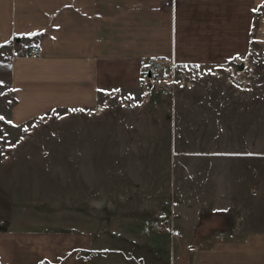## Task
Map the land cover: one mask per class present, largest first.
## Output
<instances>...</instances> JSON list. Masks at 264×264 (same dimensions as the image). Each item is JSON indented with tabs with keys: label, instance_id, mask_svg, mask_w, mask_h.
Instances as JSON below:
<instances>
[{
	"label": "rangeland",
	"instance_id": "374dc122",
	"mask_svg": "<svg viewBox=\"0 0 264 264\" xmlns=\"http://www.w3.org/2000/svg\"><path fill=\"white\" fill-rule=\"evenodd\" d=\"M262 52L18 125L0 58V229L52 234L53 263L198 264L229 245L241 264L251 244L264 264Z\"/></svg>",
	"mask_w": 264,
	"mask_h": 264
},
{
	"label": "crops",
	"instance_id": "0c3cea01",
	"mask_svg": "<svg viewBox=\"0 0 264 264\" xmlns=\"http://www.w3.org/2000/svg\"><path fill=\"white\" fill-rule=\"evenodd\" d=\"M252 45L264 57V0H0V58L8 60L16 125L140 88L145 59L221 66ZM35 48L40 58L28 56ZM28 235L0 229V264H69L68 252L53 263L52 234ZM226 247L195 261L212 264L216 254L217 264H240ZM253 250L239 248L241 264H260Z\"/></svg>",
	"mask_w": 264,
	"mask_h": 264
},
{
	"label": "built area",
	"instance_id": "2783aa9c",
	"mask_svg": "<svg viewBox=\"0 0 264 264\" xmlns=\"http://www.w3.org/2000/svg\"><path fill=\"white\" fill-rule=\"evenodd\" d=\"M31 58L37 59L41 57V51L39 48H36L30 52ZM175 64L171 61L161 60L158 58H148L143 60L141 64L142 68V80L141 83L147 87L149 84H154L157 81L170 80L164 76V71L166 68H172ZM103 106H97L96 110L100 111ZM102 110V109H101Z\"/></svg>",
	"mask_w": 264,
	"mask_h": 264
},
{
	"label": "water",
	"instance_id": "95a60500",
	"mask_svg": "<svg viewBox=\"0 0 264 264\" xmlns=\"http://www.w3.org/2000/svg\"><path fill=\"white\" fill-rule=\"evenodd\" d=\"M245 68V64H239V69L243 70Z\"/></svg>",
	"mask_w": 264,
	"mask_h": 264
},
{
	"label": "snow or ice",
	"instance_id": "6c2138e0",
	"mask_svg": "<svg viewBox=\"0 0 264 264\" xmlns=\"http://www.w3.org/2000/svg\"><path fill=\"white\" fill-rule=\"evenodd\" d=\"M0 83H3V81H0ZM3 117H0V119H2Z\"/></svg>",
	"mask_w": 264,
	"mask_h": 264
},
{
	"label": "bare ground",
	"instance_id": "6f19581e",
	"mask_svg": "<svg viewBox=\"0 0 264 264\" xmlns=\"http://www.w3.org/2000/svg\"><path fill=\"white\" fill-rule=\"evenodd\" d=\"M248 64V63H247ZM249 66V65H248ZM233 73V72H232ZM96 202V201H95ZM96 204V203H95ZM96 205H99V204H96Z\"/></svg>",
	"mask_w": 264,
	"mask_h": 264
}]
</instances>
